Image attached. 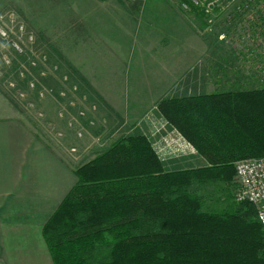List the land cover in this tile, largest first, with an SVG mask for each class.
I'll return each instance as SVG.
<instances>
[{
    "label": "trees",
    "instance_id": "obj_1",
    "mask_svg": "<svg viewBox=\"0 0 264 264\" xmlns=\"http://www.w3.org/2000/svg\"><path fill=\"white\" fill-rule=\"evenodd\" d=\"M156 111L206 166L164 172L146 137L119 139L77 168L75 185L44 225L52 263L264 264L254 207L205 209L190 190L229 183L235 162L264 158V87L166 99Z\"/></svg>",
    "mask_w": 264,
    "mask_h": 264
},
{
    "label": "rangeland",
    "instance_id": "obj_2",
    "mask_svg": "<svg viewBox=\"0 0 264 264\" xmlns=\"http://www.w3.org/2000/svg\"><path fill=\"white\" fill-rule=\"evenodd\" d=\"M75 1L80 0H11V5L6 3V7H11L0 15V30L4 28L7 36L6 39L0 37V79L5 81L9 89L6 90V97L10 96L14 107H20L26 113L38 132L51 145L56 141L59 151L68 158L70 168L73 165L74 174L77 168L103 154L119 139L135 136L138 133L136 129L141 124L153 120V107L154 115L160 119L156 105L162 100L170 99V96H166L154 104L140 105L133 100L142 98L143 87L124 86L113 89L116 94L114 101L120 102L123 113L109 116L106 112L108 116L104 119V110L110 112L113 109L101 102L105 99L98 94V89L95 92V89L83 86L82 75L90 76L92 80L98 79L101 71L114 70L111 67L114 65L123 70L125 75L128 69L126 67L129 66L126 74L129 76L128 84L136 83L135 80L132 82L131 75H139L137 83L144 84L145 77L141 69L146 71V66L149 68L161 63L167 66L170 59L178 58L170 52L173 45H180L182 51L194 47V39H184L182 35L180 41L177 38L173 44H170V40L163 41L161 46L158 44L161 49L168 43L170 46L165 51L162 50L163 56L153 59L155 53L150 49L153 38L149 39L147 33L156 31V28L149 27L157 25V17L154 16L160 14L156 13V9L143 10L142 6L144 3H175L174 0H81L83 3L106 4L97 15L88 14V11L94 9L89 8V4L86 5V16H76L74 19L69 17L73 21L69 23L68 10L72 13V5L79 6V3H73ZM240 1L244 0L219 3L218 17L213 21L207 19L209 23H215L213 34L214 31L216 34H225L226 29L234 25L226 23L227 17L238 18L245 12V3H239ZM188 10L180 7V11L184 13H188ZM188 20L191 21V18L187 22ZM196 24L194 21V25ZM134 26H138L136 32L133 31ZM21 27L23 31L20 30ZM130 30L137 35L134 45L129 39ZM233 30L234 28L228 30L226 34ZM30 36L31 40L28 39ZM208 43L204 48L208 57L204 60L208 68L214 61L209 68L211 71L208 69L205 73L202 72V76H199L200 72L195 74L197 81L211 84L207 89V92H211L205 95L254 91L264 87V72L250 67L256 64V60L248 62L250 56L242 50L241 45H232L229 37L223 40L218 37L214 42L212 34ZM212 51H215L214 54ZM118 79L121 80L120 75ZM144 108L149 110L148 115L151 114L142 118L138 112ZM135 109L139 111L135 112ZM194 155L203 160V167L206 166L204 158L196 152ZM235 188L234 174L229 183L216 181L194 184L190 190L204 194L224 191L233 194Z\"/></svg>",
    "mask_w": 264,
    "mask_h": 264
},
{
    "label": "crops",
    "instance_id": "obj_3",
    "mask_svg": "<svg viewBox=\"0 0 264 264\" xmlns=\"http://www.w3.org/2000/svg\"><path fill=\"white\" fill-rule=\"evenodd\" d=\"M0 3H2L0 4V15H2L11 7H6V3L11 5V0H0ZM73 3H79V6L72 5V13L68 10L69 20L67 19V22L69 23H73L70 18L86 16V5L89 4V8L94 9L88 11V14L97 15L102 12L106 4L83 3L81 0ZM180 7H185V5L144 3L142 6V9H156V13L160 14L154 16L157 17L155 21L157 25L153 24L149 27V29L156 28V31L147 33L149 39L153 38V42H150V49L155 53L153 59L163 56L162 50L165 51L177 38L180 41L182 35L184 39H194V47H190L187 51L186 49L182 51L183 48L180 45H173L170 52L178 58L170 59L169 65L161 63L149 66V68L146 66V71L141 69L145 77L144 84L137 83L139 75H131L132 82L135 80L136 83L128 84L129 76L126 74L129 66L126 67L128 69L125 75L117 65L111 66L114 70L101 71L98 79L92 80L90 76L82 75L83 86L93 88L95 92L98 89V94L105 99L101 102L113 109L110 111L112 113L104 110L102 116L104 119L108 116L106 112L109 116L123 113V106L120 107V102L114 101L116 94L113 89L120 87H143L142 98L138 101L133 100L134 103L138 102L140 105L154 104L166 96L172 99V97L205 95L211 92H207L211 84L197 81L195 74L200 72L199 76H202V72L205 73L214 62L209 64V68L206 66L207 62L204 59L208 57V54L204 48L209 44L208 39L211 34L215 42L222 32L216 34L214 31L213 34L215 23L206 22L201 10L195 8L184 13L180 11ZM210 12L213 21L220 13L219 7ZM188 18H191V21L187 22ZM192 25L195 26L193 31ZM233 26L230 29H233ZM136 28L138 29V26L133 27L134 32ZM230 29H226L224 33L226 34ZM133 31H129V39L134 45L137 35L135 36ZM167 40H170V44L167 42L168 44L161 49L158 44L161 46L163 41ZM215 51H212V54ZM221 52L224 53L223 50ZM119 75L121 80L118 79ZM6 90L9 89L5 81L0 79V264H53L42 236V229L75 185L74 168L73 165L70 168L68 158L59 151L56 141L51 145V142H48L38 132L36 125L29 120L26 113L20 107L17 109L14 107L12 104L14 101L12 102L10 96L6 97ZM7 93L13 95L10 91ZM155 96H157L156 100ZM15 100L18 98L15 97ZM88 102L92 103L90 100ZM154 109L153 107L151 111L153 120L150 119L148 124H141L136 129L138 133L135 135L147 138L160 159L164 172L203 167V160L194 155L192 147L174 129L162 118L158 119L159 117L154 115ZM138 111L135 109V112ZM148 111L144 108L140 111L141 113H138L143 118L148 115ZM192 192L198 193L205 199V209L215 208L216 211H223L233 208L236 203L231 193L222 192L213 195L214 193Z\"/></svg>",
    "mask_w": 264,
    "mask_h": 264
},
{
    "label": "built area",
    "instance_id": "obj_4",
    "mask_svg": "<svg viewBox=\"0 0 264 264\" xmlns=\"http://www.w3.org/2000/svg\"><path fill=\"white\" fill-rule=\"evenodd\" d=\"M236 1L174 0L175 3H193L195 7L204 10V16L208 19H212L210 11L218 8L219 3L228 4ZM239 3H245V12L238 18L228 16L226 23H234V30L229 34L220 35L219 38L223 40L225 37H229L232 45H241L242 50L247 56H250L248 62L256 60V64L251 68L264 72V0H244ZM20 30L23 31V27ZM0 37L7 38L4 28L0 30ZM31 37L28 39L31 40ZM234 174L236 179V188L233 193L234 202L248 203L254 207L257 221L262 228L264 257V158L237 161L234 164Z\"/></svg>",
    "mask_w": 264,
    "mask_h": 264
}]
</instances>
